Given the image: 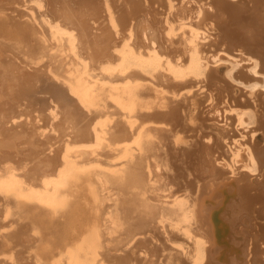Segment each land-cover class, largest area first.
Wrapping results in <instances>:
<instances>
[{
    "label": "bare ground",
    "instance_id": "obj_1",
    "mask_svg": "<svg viewBox=\"0 0 264 264\" xmlns=\"http://www.w3.org/2000/svg\"><path fill=\"white\" fill-rule=\"evenodd\" d=\"M0 264H264V0H0Z\"/></svg>",
    "mask_w": 264,
    "mask_h": 264
},
{
    "label": "snow or ice",
    "instance_id": "obj_2",
    "mask_svg": "<svg viewBox=\"0 0 264 264\" xmlns=\"http://www.w3.org/2000/svg\"><path fill=\"white\" fill-rule=\"evenodd\" d=\"M257 87H260V85H257ZM179 139V138H178Z\"/></svg>",
    "mask_w": 264,
    "mask_h": 264
}]
</instances>
